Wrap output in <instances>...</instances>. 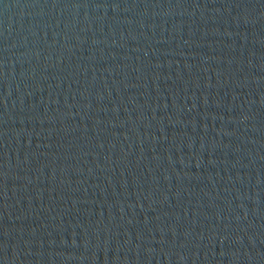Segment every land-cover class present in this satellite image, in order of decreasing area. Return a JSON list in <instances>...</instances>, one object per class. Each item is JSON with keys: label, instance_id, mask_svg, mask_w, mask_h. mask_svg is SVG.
Wrapping results in <instances>:
<instances>
[{"label": "water", "instance_id": "1", "mask_svg": "<svg viewBox=\"0 0 264 264\" xmlns=\"http://www.w3.org/2000/svg\"><path fill=\"white\" fill-rule=\"evenodd\" d=\"M0 264H264V0H0Z\"/></svg>", "mask_w": 264, "mask_h": 264}]
</instances>
